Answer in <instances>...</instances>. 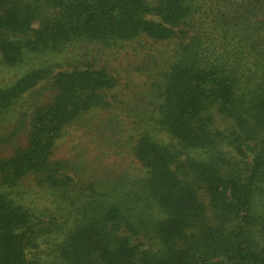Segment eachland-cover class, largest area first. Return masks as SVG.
<instances>
[{"label": "trees", "instance_id": "obj_1", "mask_svg": "<svg viewBox=\"0 0 264 264\" xmlns=\"http://www.w3.org/2000/svg\"><path fill=\"white\" fill-rule=\"evenodd\" d=\"M141 38L174 49L128 141L140 175L77 184L53 159L66 127L109 106L116 81L105 68L45 67L0 89L1 119L44 82L0 133L12 149L0 157V264H31L27 250L60 229L10 196L28 177L72 214L47 264H264V0H0L7 66Z\"/></svg>", "mask_w": 264, "mask_h": 264}, {"label": "rangeland", "instance_id": "obj_2", "mask_svg": "<svg viewBox=\"0 0 264 264\" xmlns=\"http://www.w3.org/2000/svg\"><path fill=\"white\" fill-rule=\"evenodd\" d=\"M173 49V41L141 38L114 48L75 44L60 54H27L14 66L3 64L0 57V89L12 86L29 71L45 67H49L50 76L85 66L105 68L116 81L115 87L106 94L109 106L94 109L66 127L54 142L53 159L63 160L70 166L69 176L75 182L79 180L77 184L106 175L124 173L127 177L137 176L141 174V168L130 153L128 141L145 128L147 120L142 115L151 113V82L172 62ZM43 84L39 82L24 93L9 114L0 119V133L10 129L8 126L13 123L20 107L35 97ZM154 137L167 141L160 133H154ZM16 141L25 144L24 136ZM11 152V147L0 144V157ZM10 196L43 221L51 217L60 226L51 234L40 237L35 247L26 252L31 264L50 263L52 247L71 226L70 208L66 209V202L57 194L39 187L30 177L20 181Z\"/></svg>", "mask_w": 264, "mask_h": 264}]
</instances>
